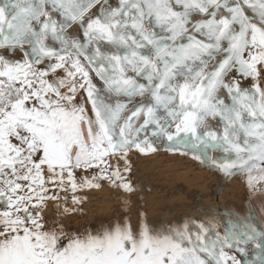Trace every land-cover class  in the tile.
I'll return each mask as SVG.
<instances>
[{"label": "snow or ice", "instance_id": "1", "mask_svg": "<svg viewBox=\"0 0 264 264\" xmlns=\"http://www.w3.org/2000/svg\"><path fill=\"white\" fill-rule=\"evenodd\" d=\"M160 150L264 200V0H0V264H264L231 212L68 227L104 182L130 204L132 154Z\"/></svg>", "mask_w": 264, "mask_h": 264}, {"label": "rangeland", "instance_id": "2", "mask_svg": "<svg viewBox=\"0 0 264 264\" xmlns=\"http://www.w3.org/2000/svg\"><path fill=\"white\" fill-rule=\"evenodd\" d=\"M137 191L129 197L104 182L100 189H89L81 195L87 200L80 211L67 218L70 229L108 223L131 213L133 223L137 213H146L154 226L173 227L186 220H210L223 234L225 221L235 215L250 218L254 226L264 228V200L252 193L243 177L225 178L209 167L201 165L190 155L160 150L143 155L132 154L130 174ZM68 207H72L69 203ZM235 215L230 217L228 213ZM48 220L61 217L53 202L45 211ZM249 256L255 260L250 250Z\"/></svg>", "mask_w": 264, "mask_h": 264}]
</instances>
